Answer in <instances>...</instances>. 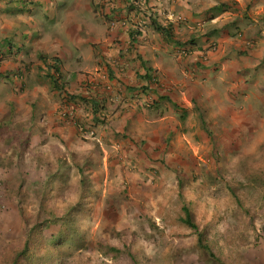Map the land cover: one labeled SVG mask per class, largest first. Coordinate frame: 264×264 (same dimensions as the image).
<instances>
[{
	"label": "rangeland",
	"instance_id": "rangeland-1",
	"mask_svg": "<svg viewBox=\"0 0 264 264\" xmlns=\"http://www.w3.org/2000/svg\"><path fill=\"white\" fill-rule=\"evenodd\" d=\"M96 2L54 0L48 7L20 0L8 6L14 13L18 7L21 20L6 31L11 37L1 49L17 44L14 34L26 35L5 50L6 59L19 58L31 70H9L5 82L38 83L43 93L49 86L52 95L48 92L33 108L37 130L9 127L0 134L6 144L0 151L8 161L0 169V183L7 182L0 184V264H13L28 239L29 250L18 264H219L180 221V192L193 203L195 220L225 264H264V120H246L242 113L235 122L227 121L232 130L220 136L194 105L144 101L148 89L137 87L145 83L143 74L132 73L131 64L123 74L126 65L114 66L110 53L105 59L98 54L96 32L104 30L100 17L113 19ZM261 20L256 27L264 35ZM38 39L44 45H36ZM185 52L157 57L162 70L152 72L158 83L173 89L200 86L203 74L186 67L191 64ZM55 62L62 70V89L49 79ZM168 63L184 71L169 73ZM260 64L264 67V57ZM232 76L230 85L240 86V76ZM80 88L85 95H96L100 88L112 98L101 113L106 122L95 123L89 102L66 101L67 93ZM16 97L21 101L10 103L8 114H29L30 95ZM35 131L40 144L46 137L53 142L33 145ZM22 145L23 176L16 194L15 149ZM34 146L48 150L37 154ZM107 245L121 252L108 253Z\"/></svg>",
	"mask_w": 264,
	"mask_h": 264
},
{
	"label": "crops",
	"instance_id": "crops-1",
	"mask_svg": "<svg viewBox=\"0 0 264 264\" xmlns=\"http://www.w3.org/2000/svg\"><path fill=\"white\" fill-rule=\"evenodd\" d=\"M17 1L20 0H0L1 46L9 42L11 37V34L6 33V31L15 26L18 20H21L18 7L15 13L12 11L13 9L8 8L9 5L16 6ZM21 1L27 6L42 2L50 7L54 3V0ZM229 1L238 3L233 5L236 9L223 12H213L211 10L213 6L220 2ZM96 3L101 4L100 8L105 10L107 18L111 14L110 18L113 19L111 22H107L104 16L100 17L103 20L102 28L104 30L101 33L98 30L96 37L98 50H100L98 54L101 58H107V53H110V62L116 63L120 68L126 65L125 67L128 69H131L129 67L131 64L133 67L132 73L138 71L144 74L146 70L142 67L141 61L135 60L136 62H133L136 55L129 51L131 27L134 24L141 23L146 24V26L142 27L143 34L137 37L135 46L143 59L148 60L147 67L151 68L152 71L155 69L161 71L162 66L159 65L158 62L160 61L157 57L162 55L164 58L165 55H172L169 52L183 53L186 51L185 53L189 55L186 61L191 64L186 67L196 74H203L204 80L199 82L198 85L200 86L193 85V83L189 86L186 85L185 88L181 84L182 86L179 85L175 89L166 88L163 84L158 87L152 86V93H148L149 95L144 94V96L147 95L143 97L144 101L146 98L148 102L152 103L158 100L170 99L178 106H181L182 103V106L192 108V105H194V107H197L198 113L202 114L206 121L212 122L215 130L221 132L220 136H225L226 131L233 127L232 124H227V121L235 122L242 113L247 118L246 120L252 121L256 118L261 121L264 120V67L260 64V58L264 57V35H262L263 33L260 34V29L256 27L264 18V0H139L137 3L139 8L143 10L142 13H137V10L127 11L123 0H97ZM151 13L158 16L162 24L171 23L173 25L175 37L172 43L166 41H159L158 43L157 39L163 40L160 35L153 30L151 34V28L147 26ZM147 27L149 32L145 30ZM125 30L127 31L124 32ZM25 37L26 35L14 34V41L20 44ZM122 37H125L124 40H122ZM191 40L194 42H190ZM178 41L190 43L183 46L178 45ZM30 42L32 44L33 40ZM10 44L2 49L0 46V113H3L6 109L5 113L0 114V134H4L13 127L17 130V127L22 126L30 128L34 126L32 129L37 130L38 127L32 121L38 120L33 108L39 102V99L48 98V92L50 91L49 86L46 85L47 92L43 93L38 83L32 85L29 84L30 81H24L17 85L5 82V76L9 70L19 69L20 67H24L26 71L31 70L29 69V63L19 58L6 59L8 54L5 50L8 47L10 49L17 47V44H12V42ZM35 44L44 45V42H40L38 39ZM124 52H127L126 56L120 57ZM232 57H234L233 60ZM125 58H127V61ZM168 66L171 69L169 73L180 74L184 71L178 65L173 68L168 63ZM116 69L118 70V68ZM233 74L237 77L240 76V86L237 84L230 85L229 80L233 78ZM256 74H259V76L257 77ZM234 79L239 80L236 77ZM177 88L180 91H177ZM77 92H82L81 88ZM50 94L52 95V93ZM22 95H30V98L33 99L30 113L27 115L8 114L9 104L20 102V98L16 96ZM239 99H242V103ZM172 102L170 103L175 107ZM203 114H206V116L204 117ZM162 118H166V116L164 115ZM242 118L244 119V117ZM34 130H32V133ZM32 136V139L36 141V143L32 142L33 145L48 146L53 142L51 138L46 137L44 143L40 144V134L36 132ZM60 141L64 142L65 139ZM5 145L3 137L0 136V146ZM60 145L62 147L67 146ZM37 146L33 147L37 150V154L48 150V147L42 150L41 147L38 148ZM24 148L22 145L20 148L15 149V158L17 159L15 163L19 166L15 170L18 174V178H16L19 179L16 194L20 192V177L23 176L20 169ZM19 152L20 156L18 158L16 154ZM6 159V153L0 151V169L7 168L5 166L8 162ZM50 162L49 160L44 161V163ZM6 183V181H3L0 184L6 185Z\"/></svg>",
	"mask_w": 264,
	"mask_h": 264
},
{
	"label": "trees",
	"instance_id": "trees-1",
	"mask_svg": "<svg viewBox=\"0 0 264 264\" xmlns=\"http://www.w3.org/2000/svg\"><path fill=\"white\" fill-rule=\"evenodd\" d=\"M139 0H123V4L125 5V7L127 8V11H135L137 10V13H142L143 10L139 8L138 2ZM238 3L235 1H229V2H220L219 4H217L216 6H213L211 8V10L213 12H223L226 10H230V9H236V7H234L233 5H237ZM125 8V9H126ZM111 17V14H110ZM108 15V19L110 18ZM112 19V18H110ZM149 23L147 24V26L149 28H151L154 32L158 33L160 35V37L163 39V41H166L167 43H172L174 40V32H173V25L171 23H166V24H162L159 19L158 16H154L153 13H151L149 15ZM119 21V20H118ZM143 26H146V24H134V26L131 27V35H130V42H129V51L131 53H133L134 55H136V57H138L141 60V65L142 67H144V69L146 70L145 73L143 75H141L142 79L144 80V84H140V86L137 87H141L143 86L144 88H146V90L148 89V93H152V88L153 87H158L160 85V83L157 82L156 77L153 75V72L151 70V68L147 67V63L148 60L143 59V56L138 53L137 51V47L135 46V43L137 42V37L141 34H143L142 28ZM190 42H194L193 40H191ZM190 42H180L178 41L177 44L178 45H187ZM127 51V50H126ZM127 52H124L121 54V57L126 56ZM114 66H117L116 63ZM107 69H109V72H113L112 69V65L107 63L106 64ZM52 68L54 70L53 73H49V79L52 81V83L56 86L62 89L61 83H59L60 81V77L59 75L61 74L60 70V64L58 63H54L52 64ZM129 69L128 68H123L122 71L123 74L127 73ZM19 75L23 76V72L22 71H18ZM115 72V71H114ZM59 83V84H58ZM153 86V87H152ZM136 89L135 86H129L128 90L130 91H134ZM102 89L98 88V92L96 95H92V94H87L85 95L83 92H77V93H67L66 95V101L68 103L70 102H75V103H80L81 101H85V102H89L90 105L93 108L92 114L93 117L92 119H94L95 123H104L106 122V118L103 117V111L106 109V105H108L109 100H110V96H108L106 94V92H102ZM68 91V90H67ZM149 95V94H148ZM169 99V98H167ZM112 100V98H111ZM170 100V99H169ZM168 100V101H169ZM150 101H152L150 99ZM170 102H172L170 100ZM175 107L178 108V104L172 102ZM69 113H71L70 111H68L67 113H65V116H69ZM102 113V114H101ZM185 117V114L182 115V118ZM180 199L182 202L181 205V209H182V216L179 218L180 221L185 224L187 227H189L192 232L194 234H196L197 236V243L199 245L200 248H202L203 250H205L209 256L211 257V259L215 260L216 262H218L219 264H225V261L216 254V252L214 251L213 248V244L211 242V240L208 237L207 231L206 229H203L200 227V225L197 223V221L194 218V214H193V203L188 200L185 195L180 192ZM29 246H30V241L29 239L26 240L23 249L18 251L16 253L15 259L13 264H18V259L21 255L23 254H27L28 250H29ZM108 250H106V252L110 253V252H121V250L119 248L116 247H112L110 245L106 246ZM105 252V253H106ZM132 259L135 260V257L133 254H130Z\"/></svg>",
	"mask_w": 264,
	"mask_h": 264
}]
</instances>
